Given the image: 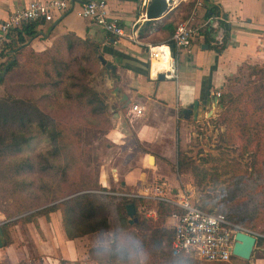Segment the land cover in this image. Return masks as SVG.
<instances>
[{
	"label": "rangeland",
	"instance_id": "rangeland-1",
	"mask_svg": "<svg viewBox=\"0 0 264 264\" xmlns=\"http://www.w3.org/2000/svg\"><path fill=\"white\" fill-rule=\"evenodd\" d=\"M186 2L187 0L176 1L174 4L169 5L170 9L167 12L172 8L176 12L184 9ZM159 37L158 34L152 35L149 39L150 42L146 44L153 47L167 41V38L159 39ZM92 43L96 46L94 42ZM82 50H84V56L88 55L85 48H75L71 52H63L62 58L65 60L75 59ZM97 54L99 52L96 47L94 56L96 57ZM86 58L87 62L83 61L82 65L89 70L90 74H87L84 79L88 86L102 95L105 101L106 96H112V94L110 93L111 88L106 84L103 75L104 70L95 60ZM253 64L259 68H264L263 59ZM74 68L71 65L69 70L73 71ZM250 73L251 71L244 66L241 71H236L233 75L226 77L218 90V96H215L218 98V102L215 105L210 104L204 108H199L200 114L197 115L196 119L192 118V114H188L186 118H183L180 110H175V128H178V144L181 155L177 158L175 133L173 145L171 144L167 150L168 161L161 157V149H152L149 153L152 155L153 160L152 163L147 161L146 166L148 171L152 170L154 173L146 171L144 180H141L143 182L138 184V188L122 186L121 174H112L114 166H119L121 172L122 169L130 165L126 163L127 157L131 159L130 154L125 155L126 152L121 151L123 149L121 147L126 146L127 142L113 146L105 136L113 127L111 120L115 118L114 114L117 113L116 106L114 104L108 106L107 104L106 116H99L94 127L91 125L92 121L87 117L76 119L77 113L74 109L70 110L69 104L66 102L61 100L49 101L48 97L46 106L43 107L44 110L57 116V119L61 121L58 124L61 140L67 143L71 142L75 147V150H72L71 153L76 160L74 172L68 173L66 182L61 183L52 180V177L48 175L50 173L42 171L41 163L36 164L40 160L39 155L49 147L50 142L48 140L50 136L46 130L43 132L33 123L20 127L0 128V135L13 131L21 137H28V140L19 144L17 150L11 147L5 152L1 150L0 146V207L6 209L37 204L41 208L43 206L42 202L47 201L50 196L46 193L48 188L56 185L63 188V190L55 191L58 195L56 202L83 192L94 193L96 197L91 202L94 210H100L103 213L97 215L91 223L96 226V230L84 232L87 228L86 225L89 223H86L80 217L75 218L74 215L73 223H67V226L64 227L61 225L64 233L63 237L68 238L66 236L67 230L69 236L73 235L69 239L87 235L88 240L83 247H87L86 254H88L90 247L94 248L91 256H87L93 264H130L131 258L128 249L119 248L115 241L121 236L125 239L132 238L139 241V247H136V251L141 253L139 260L142 264H154L156 260L152 249L148 246L150 229H143L140 225L128 228L125 225L126 223L122 219L123 213L126 219L128 217L125 210H123L120 197L126 196V198L134 199L137 197L130 196L131 194L149 193V189L154 184H163L165 195L171 199L176 198L175 193L171 192L174 189L182 192L183 195H187L194 205L203 209L230 211L239 222H245L240 223L239 226L241 225L244 229L256 234L255 245L250 257L244 260L233 256L234 259H230L226 264H255L258 259L264 261V108L261 111L262 117H254L253 115L255 121L263 123V132H258L252 126H249L246 135L242 134L241 126L238 128L229 127L226 130V124L221 117L223 105L240 93L241 86L246 80L249 81L248 85L251 83L257 84L264 75L261 72H255V74L249 76ZM24 76H26L24 69L12 73L8 77L7 83L0 86V96L7 93H22L25 89V94L32 97L33 94H28L30 92L26 88L21 85H12L21 82ZM261 80L263 81V79ZM113 85H116L115 82H113ZM246 100L244 97L237 104L243 112L241 114L242 119L248 113H251L253 108L263 102V97L255 102L251 99L247 100V105H245ZM70 111L73 113L74 118L66 115ZM125 113V111L121 112L122 120L128 126L127 117L129 115ZM123 123L122 125H124ZM127 134L129 135L128 132ZM27 161L34 164L32 170L26 169L25 164ZM100 165L103 166V170L109 176H106V173L105 175L102 174ZM99 171L100 173H98ZM98 176L100 179H98ZM82 179H88L93 188L69 193L70 187L78 185ZM140 200V202H135L137 206L135 211L139 221L141 222L144 219V223L149 226L158 223V220L161 221V217L154 212L155 208L152 200H146L145 198H140ZM25 214H28V212L17 216ZM167 218L163 217V222L160 225L170 229V221ZM111 233L115 235L110 236ZM80 251H82V248ZM45 261L44 264H52L47 259ZM33 264L43 263L39 259V262ZM57 264H80V261L68 262L59 258Z\"/></svg>",
	"mask_w": 264,
	"mask_h": 264
},
{
	"label": "crops",
	"instance_id": "crops-1",
	"mask_svg": "<svg viewBox=\"0 0 264 264\" xmlns=\"http://www.w3.org/2000/svg\"><path fill=\"white\" fill-rule=\"evenodd\" d=\"M29 1L32 0H0V22L10 11ZM80 1L71 0L69 10L55 15L52 21L44 22L37 28V34L26 43L38 51L48 47L55 37L71 32L94 42L102 58L116 66L119 80L115 86L124 93L128 103L118 96H106L105 103L108 106L114 104L117 113L111 120L112 129L105 136L113 146L127 142L121 151L126 152L125 155L130 154L131 159L127 157L126 160L130 165L121 172L119 166H114L112 174H121L122 186L138 188L146 171L154 173L148 171L146 166L152 149H161V157L168 161L167 150L175 140V110L181 111L194 99L200 101L206 96L215 97L225 78L233 75L241 63L253 64L262 59L259 43L264 39V0H203L200 8L191 10L192 21L205 19V10L214 6L224 19V22H220L223 32L224 27L228 30L225 47L216 53L203 42L202 34L194 37L190 52L181 51L176 55L177 78H164L157 82V72L151 75L146 43L150 42L152 33L168 19L174 9L159 19L146 21L143 14L148 0H106V10L110 17L118 19L126 29L134 24L135 35L141 43L135 44L126 38L112 37L77 15L74 9ZM211 39L209 45H213ZM202 45H207V48ZM130 103L142 106V117L130 114ZM123 111L129 115L128 126L123 123ZM100 167L102 174L109 176L103 166ZM171 192L175 193V190ZM4 222L6 220L0 213V226ZM36 222L38 230L30 222H15L7 227L9 241L0 247V264H33L39 262V259L43 264L45 259L57 264L59 258L68 262L79 260L80 264H93L87 258V247H83L88 240L87 235L72 239L63 237L59 211L51 212L46 217H37ZM262 262L258 259L256 264Z\"/></svg>",
	"mask_w": 264,
	"mask_h": 264
},
{
	"label": "trees",
	"instance_id": "trees-1",
	"mask_svg": "<svg viewBox=\"0 0 264 264\" xmlns=\"http://www.w3.org/2000/svg\"><path fill=\"white\" fill-rule=\"evenodd\" d=\"M194 1L195 0H187L185 8L178 10L177 12L173 8L174 10H172V13H169L168 19L161 26H159L152 33V35L158 34L160 36L159 39L167 38L168 40L175 27L189 17ZM218 14L219 11L214 6H210L205 10L203 17L207 18L211 15ZM43 23L44 21L37 20L22 24L19 28L13 29L7 34V42L0 43V86L7 83L8 77L12 73L17 70L20 71V69H24L26 73L24 79L21 82H16L12 85H21L30 92L28 94H33L32 97L31 95H26V91L24 89L22 93H7L0 96V128L11 126L20 127L33 123L39 129H42L43 132L46 130L50 136V139L48 140L50 142L49 147L39 155L40 160L36 164L41 163L42 171L50 173L48 175L52 177V180L64 183L68 178V173L74 172L76 160L72 157L71 153L72 150H75V147L71 142H63L59 137L60 131H58V124L61 121L57 119V116L49 114L43 108L46 106L47 98L49 97V101L61 100L66 102L69 104L70 110L74 109L77 113L76 119H83L87 117L92 121L91 125L94 127L99 116H106L107 104L105 103L102 95L95 89L88 86L86 80L84 79L87 74H90L89 70L82 65L83 61L87 62L86 57L99 63L98 58L94 56L96 46L86 38H80L74 33L67 32L55 37L48 47L36 51L29 47L26 41L32 39L37 34V28L42 26ZM227 31V28L224 27L221 42L213 45H209V42L212 41L210 32L204 31L202 33L204 36L203 42L208 44V46H210L216 53H220V51L225 47ZM75 48H85V50L88 51V55L84 56V50H82L80 55H78L75 59L65 60L62 58L63 52H71ZM71 65L75 67L73 71L69 70ZM244 66L251 71L249 76L255 74V72H261L264 74V68L262 69L257 67V65H250L247 63H241L236 71H241ZM261 79L264 81V75ZM261 79L259 83H251L250 85H248L249 81L246 80L241 86L240 93L235 95L233 99H230L227 104L223 105L221 117L222 121L226 124V130L229 129V127L238 128L241 126L242 134L246 135L248 134L249 126H252L257 129L258 132H263V123H259L254 120L255 116L262 117L261 111L264 108V82ZM244 97L247 100L251 99L253 102L258 99L260 100L263 97V102L258 104L256 108H253L252 112L248 113V115L242 119L241 114L243 112L237 104L239 100ZM247 100L244 102L245 105H247ZM66 115L74 118L71 111L70 113L67 112ZM64 120L66 119L64 118ZM175 133L177 141L176 153L178 158L181 153L178 144L179 138L177 127L175 128ZM7 135L9 136L6 137ZM26 140H28V137H21L13 131H9L7 134H1V150L6 152L11 149V147H13L14 150H17L19 144ZM82 166L87 167L86 165ZM25 167L28 170H32L34 164L27 161ZM92 188L93 187L90 185L88 179H82L78 185H74L72 188L70 187L69 193L84 191ZM56 190H63V188H60L58 185L50 186V188H48L46 193L48 195L50 194V196L47 201L42 202L43 206H41V208H39V205L37 204L10 207L6 209H2L0 207V213L6 220V222L0 226L5 242L9 241V237L7 235V227L9 225L14 224L15 222H30L34 225V228L38 230L36 222L37 217H46L49 213L54 211H59L62 227L67 226V223H73L75 218L80 217L85 220L86 223H89L86 225L87 228L84 232L96 230V226L91 223L97 215L103 214L100 210H94V206L91 203L96 195L90 192H83L56 202L55 200L58 198V195L55 193ZM140 198L141 197L131 199L126 198V196L120 197L122 200L123 210H125L126 204L131 203L133 204L135 212V222L133 225H129L127 223L124 213L122 215V219L128 228L140 225L143 229H150L148 246L153 251L156 260L154 264H226L229 262L200 260L191 254L172 255L170 249L172 232L170 229L161 226L160 223L163 222V217H169L171 214L179 213L181 210L166 202L152 201L155 208L154 212L161 217V221L158 220V223H153L149 226L144 223V219L140 222L138 216L136 215L135 209L137 206L135 202H140ZM48 202L52 203L47 204ZM216 211L223 214L224 217L232 223L237 225L245 223L239 222L230 211ZM24 212H28V214L17 216ZM74 215L75 218H73ZM103 223L105 225L104 220ZM66 236L68 239L73 237V235L69 236L68 230L66 231ZM93 249L94 248L91 247L88 249V257L91 256ZM230 259H234V257L231 256Z\"/></svg>",
	"mask_w": 264,
	"mask_h": 264
},
{
	"label": "built area",
	"instance_id": "built-area-1",
	"mask_svg": "<svg viewBox=\"0 0 264 264\" xmlns=\"http://www.w3.org/2000/svg\"><path fill=\"white\" fill-rule=\"evenodd\" d=\"M70 2L71 0H32L24 6L10 11L6 18L0 22V43L7 42V34L11 30L19 28L22 24L37 20L44 22L54 20L55 15L70 9ZM171 4H174L173 1L169 5ZM169 5L168 9H170ZM202 5L203 0H195L193 9L200 8ZM71 9L74 8L72 7ZM74 11L81 18L92 22L100 30L112 37L126 38L132 43L141 44L135 35L134 24H131L129 29H126L118 19L108 15L106 0H81ZM220 22H224V19L219 14L211 15L199 22H193L190 14L185 21L180 22L175 27L173 33L164 44H158L159 49L157 52L152 51V46L146 45L149 66L150 60L157 57L156 54L166 56L168 59L167 67L156 72H162L165 79H176V55L181 51L189 53L193 38L201 36L204 31L210 32L213 44L220 43L223 37V26ZM259 51L264 60V39L259 43ZM218 94L216 92L215 96H218ZM128 111L132 116L140 117L142 116L143 108L137 103H130ZM163 186V184L156 183L149 189V193L131 194L130 196L166 202L181 210L179 213L171 214L167 218L170 221L169 228L172 232L170 243L172 255L191 254L200 260L227 262L232 256L231 248L236 231L246 232L255 237V233L230 222L216 210H206L194 205L188 196L183 195L180 191L175 190L176 198L171 199L165 195ZM262 264H264V261Z\"/></svg>",
	"mask_w": 264,
	"mask_h": 264
},
{
	"label": "water",
	"instance_id": "water-1",
	"mask_svg": "<svg viewBox=\"0 0 264 264\" xmlns=\"http://www.w3.org/2000/svg\"><path fill=\"white\" fill-rule=\"evenodd\" d=\"M168 10V6L161 7L155 2L147 1L145 10H144V19L146 21H151L155 19H159L165 15ZM204 48H207V45H202ZM96 57L98 58L99 65L104 70V78L106 80V84L111 88L110 93L113 96L120 97V100H125L126 104L128 103L126 96L124 93L120 92V89L117 86L113 85V82H117L119 80V76L116 74V66L110 62H107L105 59L102 58L101 55L97 54ZM155 80L162 81L164 80V75L162 72H158L155 76ZM218 102L217 97H210L206 96L203 100L194 99L189 104H187L184 108L181 109V114L183 118H186L188 114H192V118L196 119L197 115L200 113L199 108H204L210 104H216ZM202 103V104H201ZM203 105V106H202ZM153 157L152 155H148V162L152 163ZM125 213L128 217L127 223L132 224L135 222L134 214V207L133 204L128 203L125 206ZM255 237L249 233L236 231L234 234V242L231 248V254L234 257L241 258L247 260L250 257V253L255 245ZM4 237L3 233L0 229V247L4 245Z\"/></svg>",
	"mask_w": 264,
	"mask_h": 264
},
{
	"label": "clouds",
	"instance_id": "clouds-1",
	"mask_svg": "<svg viewBox=\"0 0 264 264\" xmlns=\"http://www.w3.org/2000/svg\"><path fill=\"white\" fill-rule=\"evenodd\" d=\"M114 233H111L110 236H114ZM119 248H127L130 256V264H142L139 260L141 253L136 251V247H139V241H136L132 238L125 239L123 236L118 238L115 241Z\"/></svg>",
	"mask_w": 264,
	"mask_h": 264
},
{
	"label": "bare ground",
	"instance_id": "bare-ground-1",
	"mask_svg": "<svg viewBox=\"0 0 264 264\" xmlns=\"http://www.w3.org/2000/svg\"><path fill=\"white\" fill-rule=\"evenodd\" d=\"M151 2H155L157 3L158 5H160L162 8L165 7V6H168L171 1H173V3H175L174 0H149ZM152 51L153 52H157L158 51V46L154 45L153 47H151ZM161 49H163L161 47ZM157 57H154L150 60L151 62V72H152V76L156 73L157 70H160V69H165L167 67V61L168 59L166 58V56H160V55H157Z\"/></svg>",
	"mask_w": 264,
	"mask_h": 264
}]
</instances>
